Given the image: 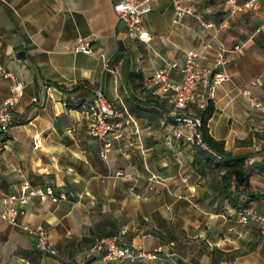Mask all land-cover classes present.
Masks as SVG:
<instances>
[{"label":"crops","instance_id":"1","mask_svg":"<svg viewBox=\"0 0 264 264\" xmlns=\"http://www.w3.org/2000/svg\"><path fill=\"white\" fill-rule=\"evenodd\" d=\"M119 1L0 0V65L24 87L11 109L16 123L7 134L0 130V198L21 196L25 183L67 195L57 203L31 199L16 226L0 208V264H30L25 254L37 248L24 225L47 230L58 252H40L39 264H84L92 248L80 244L85 238L161 250L154 264H212L214 249L235 255L220 264H264V116L238 91L249 89L264 102V45L256 42L264 32V0L218 39L193 20L175 24L172 0H155L143 19L149 46L129 36L114 10ZM194 6L217 23L226 14L223 0ZM81 40L94 55L75 52ZM221 44L229 49L231 80L217 88L209 134L224 142L228 159H257L246 170L244 189L232 181L236 207L210 186L225 170L201 176L193 165L198 147L173 138V124L162 114L173 109L171 93L151 81L172 64L171 77L181 81L190 51L213 59ZM105 61L115 73L103 68ZM97 88L119 112L122 136H111L108 160L100 156L103 143L90 134L87 107ZM11 96L12 81L0 73V105ZM186 112L199 113L194 106ZM26 118L32 123L17 121ZM242 211L258 218L242 224Z\"/></svg>","mask_w":264,"mask_h":264},{"label":"built area","instance_id":"2","mask_svg":"<svg viewBox=\"0 0 264 264\" xmlns=\"http://www.w3.org/2000/svg\"><path fill=\"white\" fill-rule=\"evenodd\" d=\"M155 0H121L114 6L115 13L120 22L127 26L128 34L131 38L149 46L151 35L143 28V19L151 10V3ZM259 0H223L226 6V14L220 22L207 20L205 16L194 6L196 0H172L174 6V23L185 24L187 20L197 22L203 30L209 32L214 39H218L219 32L229 26L232 20L243 14L255 10ZM235 50H240L236 46ZM75 52L94 55L95 52L91 44L86 40H81L75 46ZM229 49L221 44L216 56L213 59L202 50H193L187 54L186 63L182 70V80L176 81L171 77V71L177 66L172 64L169 68L160 69L155 72L151 81L160 86L163 92L171 93L173 109L163 112L165 123L173 124L172 136L176 140L192 146L203 148L220 159L203 142L201 133L202 118L199 115L189 114L186 111L191 107H196L198 112L207 108L216 97L218 86L230 81L231 75L227 71ZM105 70H111L109 62L103 64ZM115 73V70H111ZM0 73L12 81V96L0 105V130L7 134L10 127L16 123V118L11 113V109L23 96L24 87L16 75L4 66L0 65ZM259 80L251 83L257 86ZM52 87L47 86V94H52ZM239 93L245 97L250 108L259 111L264 116V102L258 100L249 89H238ZM93 99L87 107L90 116V134L103 143V150L100 156L103 160H108L111 153L114 139L121 138L119 125L116 119L119 112L115 105L111 103L103 93L101 88L93 91ZM38 103V98L34 99ZM18 123H32L26 119L17 120ZM35 147L41 145L40 134L34 136ZM4 141L0 138V152L4 149ZM256 157L244 160L246 169L256 163ZM233 187L244 189L243 184L236 178ZM33 198H38L45 202L50 200L54 203L66 199L65 193H58L52 186L32 187L25 183L21 196H5L0 198L1 217L11 225H19L18 220L25 214V206ZM252 211H242L240 222L247 224L253 219H257ZM22 230L35 239V245L39 252L57 256L58 252L49 242V233L42 228H34L29 225L22 226ZM161 250H151L142 246L119 245L115 238H105L86 252V262L84 264H113L119 262L154 264L161 254ZM174 256V255H173Z\"/></svg>","mask_w":264,"mask_h":264},{"label":"trees","instance_id":"3","mask_svg":"<svg viewBox=\"0 0 264 264\" xmlns=\"http://www.w3.org/2000/svg\"><path fill=\"white\" fill-rule=\"evenodd\" d=\"M256 42L261 45H264V32L260 33L257 38ZM216 109L213 103H209L207 108L203 111L199 112V115L202 118V127L201 133L203 137V142L207 145V147L214 152L220 159H217L212 153L209 151L198 147L197 155L194 159L193 165L199 172V174L203 177L207 175L209 172H221L225 170V173L221 175L220 179L214 177L212 179V183L210 184L211 188H213L214 192L219 196L223 197V200L229 201L231 204H236L235 199L230 192L232 187V181L236 178L242 183L244 182L246 176V168L244 167V160H230L228 159V154L225 150V144L223 141L215 140L210 134L208 129V121L211 119L213 114L215 113ZM216 179L219 181H216ZM258 198L260 196L256 195L253 196ZM236 207V205H235ZM96 241L90 238L83 239L80 244H85L88 247H93ZM254 244H249L251 249L254 248ZM212 254V264H220L224 259L232 260L235 258L234 254L231 253H224L218 249H214L211 252ZM26 257L30 258V264H39L41 259V253L37 250L36 252H27ZM113 264H140V263H129V262H119Z\"/></svg>","mask_w":264,"mask_h":264},{"label":"water","instance_id":"4","mask_svg":"<svg viewBox=\"0 0 264 264\" xmlns=\"http://www.w3.org/2000/svg\"><path fill=\"white\" fill-rule=\"evenodd\" d=\"M17 56L18 57H23L24 56V52H20Z\"/></svg>","mask_w":264,"mask_h":264},{"label":"rangeland","instance_id":"5","mask_svg":"<svg viewBox=\"0 0 264 264\" xmlns=\"http://www.w3.org/2000/svg\"><path fill=\"white\" fill-rule=\"evenodd\" d=\"M210 4H213V5H214L215 3H214V2H212V3H210ZM218 4H219V2H218ZM252 18H253V17H251V19H252ZM196 149L198 150L199 148H196Z\"/></svg>","mask_w":264,"mask_h":264}]
</instances>
